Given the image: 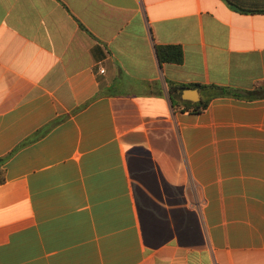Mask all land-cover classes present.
Returning a JSON list of instances; mask_svg holds the SVG:
<instances>
[{
  "label": "crops",
  "instance_id": "crops-1",
  "mask_svg": "<svg viewBox=\"0 0 264 264\" xmlns=\"http://www.w3.org/2000/svg\"><path fill=\"white\" fill-rule=\"evenodd\" d=\"M193 85L264 92V0H0V264H264V96Z\"/></svg>",
  "mask_w": 264,
  "mask_h": 264
},
{
  "label": "trees",
  "instance_id": "trees-1",
  "mask_svg": "<svg viewBox=\"0 0 264 264\" xmlns=\"http://www.w3.org/2000/svg\"><path fill=\"white\" fill-rule=\"evenodd\" d=\"M227 1V0H226ZM155 54L157 57V60L159 64L161 63H174V64H180L183 60V51L180 47L178 46H156L155 47ZM194 87H198L200 89L204 88H210L214 90L216 96H228V97H235V98H252V97H261L264 96V92L261 91H255V92H246L243 94L238 93L237 91L229 88H224V87H218V86H210V87H205L201 85H193ZM186 88V86L183 85H169V94L171 97V101L173 104L176 102L178 103H187L185 101H182L179 99L181 91ZM206 107V103H202L201 106H196L194 109V112H198L199 110H202ZM0 158V163L4 162L5 159Z\"/></svg>",
  "mask_w": 264,
  "mask_h": 264
},
{
  "label": "water",
  "instance_id": "water-1",
  "mask_svg": "<svg viewBox=\"0 0 264 264\" xmlns=\"http://www.w3.org/2000/svg\"><path fill=\"white\" fill-rule=\"evenodd\" d=\"M191 93H197L199 95L198 90H184L181 93V99L185 101H192L195 102L196 100L193 98V94Z\"/></svg>",
  "mask_w": 264,
  "mask_h": 264
},
{
  "label": "built area",
  "instance_id": "built-area-1",
  "mask_svg": "<svg viewBox=\"0 0 264 264\" xmlns=\"http://www.w3.org/2000/svg\"><path fill=\"white\" fill-rule=\"evenodd\" d=\"M100 72H101V73H103V72H104V71H103V69H102V70H100Z\"/></svg>",
  "mask_w": 264,
  "mask_h": 264
}]
</instances>
